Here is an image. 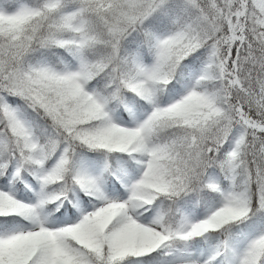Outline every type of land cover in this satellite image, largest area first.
I'll use <instances>...</instances> for the list:
<instances>
[{"label": "snow or ice", "instance_id": "1", "mask_svg": "<svg viewBox=\"0 0 264 264\" xmlns=\"http://www.w3.org/2000/svg\"><path fill=\"white\" fill-rule=\"evenodd\" d=\"M0 264H264V0H0Z\"/></svg>", "mask_w": 264, "mask_h": 264}]
</instances>
